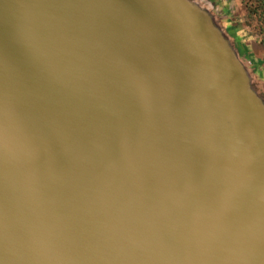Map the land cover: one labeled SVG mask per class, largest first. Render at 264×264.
<instances>
[{
	"label": "water",
	"instance_id": "1",
	"mask_svg": "<svg viewBox=\"0 0 264 264\" xmlns=\"http://www.w3.org/2000/svg\"><path fill=\"white\" fill-rule=\"evenodd\" d=\"M161 144L174 152L148 162ZM229 253L264 264V99L216 16L0 0V264Z\"/></svg>",
	"mask_w": 264,
	"mask_h": 264
},
{
	"label": "crops",
	"instance_id": "2",
	"mask_svg": "<svg viewBox=\"0 0 264 264\" xmlns=\"http://www.w3.org/2000/svg\"><path fill=\"white\" fill-rule=\"evenodd\" d=\"M215 8L216 12L219 11V18L224 23V29L229 37L234 40H240V48L235 47L238 54L253 57L257 63L256 67L251 68L255 70L258 77L264 80V36L253 33L248 29L249 24H256L246 16V12L242 6V0H207ZM233 9H239L241 13V20L233 14ZM229 30V32H228ZM252 65V64H251Z\"/></svg>",
	"mask_w": 264,
	"mask_h": 264
},
{
	"label": "rangeland",
	"instance_id": "3",
	"mask_svg": "<svg viewBox=\"0 0 264 264\" xmlns=\"http://www.w3.org/2000/svg\"><path fill=\"white\" fill-rule=\"evenodd\" d=\"M195 1H198V2H200L202 4H204L216 16V18H217L218 22L220 23V25L222 27L225 26L224 23H222L223 22L222 19H220L221 17L219 18V16H220L219 11L216 12L215 8L210 4V2L204 1V0H195ZM232 12L240 20H241V16H243V14H244V13H241V11L239 9H233ZM254 26H255L254 24H249V26H248V29L250 31H252L253 33L255 32ZM233 43H234L235 47L240 48V43H241L240 40L236 39V40H234ZM239 58H240V61L242 62V64L249 71L252 72V74H253V86H254L255 90L259 93V95L262 96V98L264 99V80L262 78L258 77V75L255 73V70L251 69L253 67H256L258 62H256L253 57L248 58V56H245V55L243 56L242 54H239ZM253 64H255L256 66L255 65L253 66Z\"/></svg>",
	"mask_w": 264,
	"mask_h": 264
},
{
	"label": "trees",
	"instance_id": "4",
	"mask_svg": "<svg viewBox=\"0 0 264 264\" xmlns=\"http://www.w3.org/2000/svg\"><path fill=\"white\" fill-rule=\"evenodd\" d=\"M242 6L247 18L256 23L254 30L264 36V0H242Z\"/></svg>",
	"mask_w": 264,
	"mask_h": 264
},
{
	"label": "bare ground",
	"instance_id": "5",
	"mask_svg": "<svg viewBox=\"0 0 264 264\" xmlns=\"http://www.w3.org/2000/svg\"><path fill=\"white\" fill-rule=\"evenodd\" d=\"M150 151L151 152L149 153V161L148 162H150V160L153 161L154 158H156V156H158V155H161V154H164V153L169 155V154H171V152L172 153L174 152L173 149L169 148L168 144H167V146L161 144V145L156 146V147H151ZM148 170H149V172L153 173L155 169L151 168V169H148ZM150 178L155 180L157 178V175L156 176H151ZM34 182H36V181L32 180L29 184H34ZM228 264H236L232 260V255L230 253L228 254Z\"/></svg>",
	"mask_w": 264,
	"mask_h": 264
},
{
	"label": "built area",
	"instance_id": "6",
	"mask_svg": "<svg viewBox=\"0 0 264 264\" xmlns=\"http://www.w3.org/2000/svg\"><path fill=\"white\" fill-rule=\"evenodd\" d=\"M204 1H207V0H204Z\"/></svg>",
	"mask_w": 264,
	"mask_h": 264
}]
</instances>
